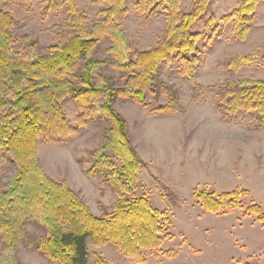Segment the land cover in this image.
Segmentation results:
<instances>
[{
	"label": "trees",
	"instance_id": "16d2710c",
	"mask_svg": "<svg viewBox=\"0 0 264 264\" xmlns=\"http://www.w3.org/2000/svg\"><path fill=\"white\" fill-rule=\"evenodd\" d=\"M4 1L0 0V156L7 154L16 169L0 190V264H19L17 249L24 225L31 221L44 229L35 248L45 255L47 264H87L88 239L97 247L111 243L121 255L143 262V251L157 248L168 237L167 215L134 193L137 171L144 162L114 101L121 97L145 103L147 94L158 97L162 93L165 102L158 112L182 111L173 88L157 78L158 69L162 62L177 58L184 75L193 78L200 34L192 32L191 26L211 0H195L188 12L179 11L182 0H137L139 13H164L163 36L146 50L133 49L122 26L127 0H96L106 5L91 26L74 0H50L48 10L64 5L67 13L62 23L50 29L55 42L45 53L30 50L25 54L14 49L17 22L2 9ZM259 1L243 0L231 14L238 39L246 38ZM104 37L110 41L105 49L109 56L100 60L94 54ZM255 57L256 51L239 54L229 60V66L237 69ZM103 67L123 73L122 83L115 87L102 73ZM212 87L227 115L251 112L255 114L252 126L264 127V78L229 80ZM69 97L80 109L81 121L100 117L110 123L101 129V138L90 153L92 163L85 171L87 176H104L116 194L110 212L99 216L65 180L51 178L40 164L39 140L56 142L77 132L61 109V102ZM112 157L118 158L120 166ZM245 195L247 190L237 187L218 196L195 192L210 212L242 207ZM247 209L263 218L258 204Z\"/></svg>",
	"mask_w": 264,
	"mask_h": 264
},
{
	"label": "rangeland",
	"instance_id": "374dc122",
	"mask_svg": "<svg viewBox=\"0 0 264 264\" xmlns=\"http://www.w3.org/2000/svg\"><path fill=\"white\" fill-rule=\"evenodd\" d=\"M74 1L87 16L88 26L100 18L99 10L106 5V1ZM136 1H126L128 11L122 26L133 49L146 50L163 36L164 13H139ZM194 1L182 0L179 11H190ZM242 1L211 0L206 12L192 24L191 31L200 38L191 80L177 58L160 64L157 78L173 88L181 112H158L165 102L162 93L158 97L147 94L145 103L115 99L114 106L127 120L132 144L144 162L137 171L134 193L167 215L168 237L157 248L144 250L143 262L121 255L111 243L97 247L88 239L87 264H264V127L252 126L255 114L251 112L227 115L212 87L226 85L229 80L264 78V0L257 3L251 28L241 40L236 37L231 14ZM48 4L50 0L4 1L2 9L17 22L15 50L45 53L55 42L50 29L62 23L67 13L64 5L48 10ZM109 43L104 37L94 57L108 58L105 49ZM254 51L253 61L237 69L229 66L231 58ZM102 73L115 87L122 83L123 73L107 67ZM61 109L77 132L56 142L39 140L40 164L51 178L65 180L77 191L95 215L110 212L116 200L113 188L102 175H85L93 160L90 153L101 138V129L109 127V120L86 117L81 121V111L70 97L61 102ZM112 159L120 166L118 158ZM15 169L11 158L1 154L0 190ZM236 187L246 189L247 195L242 197V207L227 212H210L195 196V192L218 196ZM252 204L260 206L263 218L249 213ZM43 233L37 221L24 225L17 249L19 264L48 263L35 248Z\"/></svg>",
	"mask_w": 264,
	"mask_h": 264
}]
</instances>
